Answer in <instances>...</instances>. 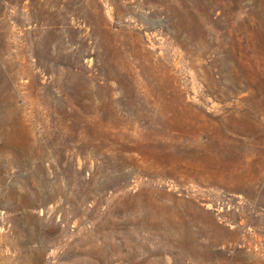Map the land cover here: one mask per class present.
Masks as SVG:
<instances>
[{"label":"rangeland","instance_id":"rangeland-1","mask_svg":"<svg viewBox=\"0 0 264 264\" xmlns=\"http://www.w3.org/2000/svg\"><path fill=\"white\" fill-rule=\"evenodd\" d=\"M0 264H264V0H0Z\"/></svg>","mask_w":264,"mask_h":264}]
</instances>
